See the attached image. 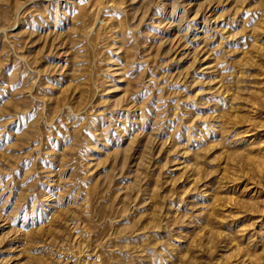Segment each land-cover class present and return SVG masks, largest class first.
<instances>
[{"label":"rangeland","instance_id":"obj_1","mask_svg":"<svg viewBox=\"0 0 264 264\" xmlns=\"http://www.w3.org/2000/svg\"><path fill=\"white\" fill-rule=\"evenodd\" d=\"M0 264H264V0H0Z\"/></svg>","mask_w":264,"mask_h":264}]
</instances>
